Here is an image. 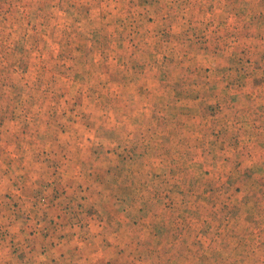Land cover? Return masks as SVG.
Instances as JSON below:
<instances>
[{"label":"rangeland","instance_id":"374dc122","mask_svg":"<svg viewBox=\"0 0 264 264\" xmlns=\"http://www.w3.org/2000/svg\"><path fill=\"white\" fill-rule=\"evenodd\" d=\"M0 264H264V0H0Z\"/></svg>","mask_w":264,"mask_h":264}]
</instances>
